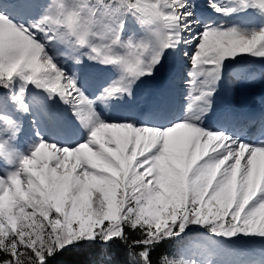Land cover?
<instances>
[{
  "label": "snow or ice",
  "instance_id": "snow-or-ice-1",
  "mask_svg": "<svg viewBox=\"0 0 264 264\" xmlns=\"http://www.w3.org/2000/svg\"><path fill=\"white\" fill-rule=\"evenodd\" d=\"M209 3L225 15L264 14V0ZM35 7V0H0V89L22 82L11 96L20 113L29 111V84L58 96L88 137L74 148L40 138L24 154L13 143L20 123L0 106V161L8 165L0 175V264H153L161 241L192 227L225 240H264V140L207 130L193 114L211 109L225 60L264 58V26L201 30L194 0H48L33 16ZM128 17L144 35H124ZM53 43L67 45L76 64L86 57L117 68L119 79L90 98L55 62ZM182 45H194L188 115L167 126L104 120L97 103L130 96ZM129 230L139 238L129 240ZM181 252L182 259L164 255L156 264H212L208 248Z\"/></svg>",
  "mask_w": 264,
  "mask_h": 264
},
{
  "label": "rangeland",
  "instance_id": "rangeland-1",
  "mask_svg": "<svg viewBox=\"0 0 264 264\" xmlns=\"http://www.w3.org/2000/svg\"><path fill=\"white\" fill-rule=\"evenodd\" d=\"M47 2L48 0H35L36 7L32 10L31 15H36L39 9L42 6L46 5ZM208 2L209 0H194V3L196 5L195 11L197 19L205 15L204 13H207L206 15H211V17L208 18L207 22H204V24L200 23V25H198L200 26L201 30L202 26L205 24L224 25L225 27L241 25L237 22V17L245 15V11L239 10L229 15L224 14L226 17L221 19V12L215 11L212 14L214 9L209 6L210 3ZM216 3H218L220 6H231L229 4V0H217ZM255 10L257 11V9H248L246 11L254 13ZM237 13L239 14L237 15ZM234 16H236V18H234ZM244 17H246V15ZM253 17L254 16H252V18ZM27 18L29 17H25V19ZM220 20L221 23L219 22ZM222 21L224 22L222 23ZM259 22H261V20H259ZM252 29L259 30L253 26ZM144 32L145 30L132 17H128V23L124 33L126 37L129 35H135L136 37H140L144 35ZM53 44L49 46V53L51 52ZM82 51L86 52L88 51V49H83ZM193 51L194 45H182L175 51L169 50V58L167 64L159 74L154 73L151 77H143L140 80H137L132 85V94L130 96L124 94L116 97L119 101V107H126V111L130 113L129 118L126 120H131L139 124L136 118L137 115L135 114L134 110L141 107H144L146 109L152 107V102L158 98L162 90L171 94L170 101L173 102L174 100L173 104H175V102L178 103L182 99L186 100L184 101V103L182 101V115H188L187 109L191 101L188 98L189 85L187 81L190 79L188 73L192 70L189 57ZM185 52L188 53V56L184 54ZM75 64L71 68H69V71L72 72L73 75L77 78L78 84L80 87L83 88V90H88V86L84 84V79L82 80V70L84 77L91 78L92 88L94 87L93 91L90 93L86 92L85 90L84 91L86 95L93 99L99 94L101 89L111 85L114 81H117L119 79V76L121 75L117 68L113 66L101 65L95 61L87 59L86 57L82 58L81 63L76 65ZM60 67L65 69L63 65H60ZM81 67L86 68L82 69ZM65 70L67 71V69ZM159 78L165 79V84L163 86L158 85L157 81ZM231 83H237L239 85V90L243 92L242 98H238L236 100L232 99V92L235 86ZM251 83L255 84L261 90L256 93H249V90H247V88L250 86ZM142 85L144 86L142 87ZM20 87H23V84L17 78L16 83L11 90H7L4 93H0V100L4 102L3 105L0 106L6 107L8 111L13 114V118L17 119L18 123H20L21 125V132L13 141L14 146L17 150L24 154H28L32 147L39 142L40 138H43L47 142L55 143L60 147L67 146L69 148H74L79 143L87 139L88 132L86 131L83 132L84 135L82 140L75 139V136L72 133L73 130L72 128H70L71 121L74 118V115L72 112V108L69 104L63 103L58 96L50 99L49 94L45 90L38 89L31 84L27 86V91L25 94V101L29 106V111L27 113L17 112L15 105L12 103L11 96L14 95L17 91H19ZM173 87H175V91H177L178 93L180 91L182 93L181 95H184L186 99H181L180 97L178 99H175V92H171V88ZM215 87L216 92L211 98V116L207 121L208 128H205L207 130H211L209 121L219 113V109L223 108L222 106L224 102L230 100L231 102H240L243 105L247 106L253 101L251 100L253 94L259 96L260 100H263L264 58L254 57L252 55H240L237 56L235 59L225 60L221 72V78L217 82ZM247 96L249 100L245 101V98ZM126 98H128L129 100L127 103H125ZM184 105H186V109L184 108ZM39 106H46L48 108L49 114H42L48 121L51 130L54 129V123H56V130H54V132L59 131L64 132V134H60V137H58V135H51L52 133L47 134L43 130H41L36 117H34L32 113V111H34V114H38L37 107ZM201 107H206V105H201ZM237 107H239L238 103ZM103 112L111 116V119L109 120L104 118V120L106 121H122L120 115L115 114V109H107ZM68 114L70 116H68ZM65 117H67V119H65ZM197 123L201 126L199 121H197ZM150 125L158 126L156 124ZM66 135L72 137L73 139L70 140L66 138ZM7 168L8 165H6L3 161H0V175H4V171ZM192 228L194 229L192 235H190L186 239L185 243L182 242V244H184L185 246L184 250H188L191 252H199L204 248H208L212 252V255L210 257L212 264H264V243L261 242L264 240L256 238L247 239V237H244L238 242H236L234 239L225 240L222 237H214V239L208 238L199 241V238L201 237L198 236L200 234H204L205 232H207V230L198 227ZM205 237H208V235L206 234L202 238ZM182 258L184 257L181 254V259ZM196 258L200 259L201 261H203L204 259L200 256H197Z\"/></svg>",
  "mask_w": 264,
  "mask_h": 264
},
{
  "label": "bare ground",
  "instance_id": "bare-ground-1",
  "mask_svg": "<svg viewBox=\"0 0 264 264\" xmlns=\"http://www.w3.org/2000/svg\"><path fill=\"white\" fill-rule=\"evenodd\" d=\"M217 0H215V2H216ZM196 2H198V1H196ZM209 3V2H208ZM210 6V5H209ZM208 6V7H209ZM224 6V5H223ZM210 9V8H209ZM209 12H210V10H209ZM215 12V10H213V12H212V14ZM239 13H237V15H238ZM220 17H221V19H223V17H226L225 15H224V13H221V15H220ZM234 18H236V16H234ZM244 19H245V17H244ZM224 21H222V23H223ZM198 27H200V26H198ZM230 27H232V26H230ZM238 28H240V29H242V30H247V31H251V30H253L252 29V26H249V25H240V26H237ZM201 29V28H200ZM190 50H192V49H190ZM51 55L54 57V60H55V62H57L58 64H59V66L60 65H63V67L65 68V69H67V72H68V74H70V75H73V73L72 72H70L69 71V68L72 66V64H73V61L72 60H70L69 58H68V55H69V48H68V46L67 45H59V44H56V43H54L53 44V46H52V49H51ZM61 53H64V55H61ZM178 57V56H177ZM82 69H85L86 67H81ZM160 73V72H159ZM159 73H157V74H159ZM81 77H83L82 78V80L84 79V84H86L87 86H88V90H85L86 92H92L93 91V89H94V87L92 88V83H91V78H89V77H84L83 76V70H82V72H81ZM158 81H159V79H158ZM157 81V82H158ZM94 83V82H93ZM232 85L234 84V86H235V88H234V90H233V92H232V99L233 100H236L238 97L240 98L241 97V93H240V90H239V88H238V84L237 83H231ZM144 85H142V87H143ZM253 87V90H254V93H256L257 91H259L260 90V88L259 87H257L255 84H250V86L249 87ZM174 90H175V87H173V89H172V92H174ZM100 93V92H99ZM256 95H253L252 97H251V100H254V97H255ZM170 98H171V94L170 93H168V92H165L164 90H162L161 91V93L159 94V96H158V100L157 101H153L152 103H153V105L156 107V109L159 111V114H158V118H159V120H162L164 117H166L167 115H168V117L169 118H174L175 116H174V108H175V105L173 104L174 103V100H173V102H171L170 101ZM115 99H117V98H114V99H109V100H107V101H105V102H99V103H97V105H96V110L101 114V116L103 117V118H106V119H111V116L110 115H108L107 116V114H104V113H102V111H105L106 110V107H108V106H110V105H112L114 102H115ZM184 99H186L185 97H184ZM245 100H249V98H248V96L245 98ZM129 100H128V98H126V100H125V103H127ZM198 107H201V105L200 106H198ZM126 107H123V106H121V107H111V108H109V109H115V114H118V115H120V117H123V119H121L122 121L123 120H126V119H128L129 118V116H130V113L129 112H127L126 111V109H125ZM144 107H141L140 108V110H142ZM37 111H38V114H34V111H32V113H33V115H34V117H36V119H37V121H38V123H39V126H40V128H41V130H43L45 133H47V134H50V133H52L51 135H54V136H57L58 135V137H60V134L62 135V134H64V132H59V131H57V132H54V130H56V123H54V129L53 130H51V127L49 126V123H48V121L46 120V118L44 117V115L42 114V113H45L46 115H48L49 114V110H48V108L46 107V106H39V107H37ZM137 111H138V109H137ZM200 111H195L193 114L195 115H200L201 116V121H207L209 118H210V116H211V112H210V110H208L206 113H202V112H200ZM148 115L149 114H152V112L149 110V111H147L146 112ZM53 114V113H52ZM54 115V114H53ZM68 116H70L69 114H68ZM144 116V115H143ZM65 119H67V117H65ZM112 119H115V118H112ZM158 120V121H159ZM153 123H155V124H157V125H159L158 124V122L156 121V120H154L153 121ZM233 123V122H232ZM253 124H256V123H254V122H252ZM167 125V124H166ZM70 128H72V130H73V134H74V136H75V139L76 140H82V138H83V135H84V131H86L87 132V130L82 126V124L80 123V121H78L77 120V118L74 116V118L72 119V121H71V125H70ZM54 132V133H53ZM68 132V131H67ZM66 132V133H67ZM66 138H68V139H70V140H72L73 138L72 137H70V136H67L66 135ZM61 139H62V137H61ZM262 243H264V241H261Z\"/></svg>",
  "mask_w": 264,
  "mask_h": 264
},
{
  "label": "trees",
  "instance_id": "trees-1",
  "mask_svg": "<svg viewBox=\"0 0 264 264\" xmlns=\"http://www.w3.org/2000/svg\"><path fill=\"white\" fill-rule=\"evenodd\" d=\"M8 89H0V93L6 92ZM193 228H190L184 235H182L178 239L173 240H164L161 241V243L153 250V264H156L157 261H160L164 255H167L169 259H181V250H184L185 246L183 243L186 242V239L192 235ZM208 235V232H205L204 234H200L198 237H204V235ZM210 237V236H209ZM139 238L136 233H133L129 230V240L131 239H137ZM199 238V239H201ZM242 236H238L237 238H233L236 242L241 240ZM114 251L116 252L117 256L122 257L124 255V250L121 246L116 245L114 246Z\"/></svg>",
  "mask_w": 264,
  "mask_h": 264
}]
</instances>
